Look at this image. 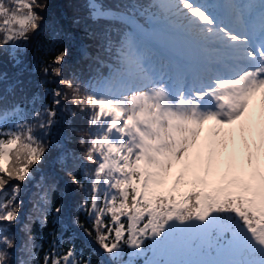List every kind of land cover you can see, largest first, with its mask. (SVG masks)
Returning <instances> with one entry per match:
<instances>
[{
  "label": "snow or ice",
  "instance_id": "6c2138e0",
  "mask_svg": "<svg viewBox=\"0 0 264 264\" xmlns=\"http://www.w3.org/2000/svg\"><path fill=\"white\" fill-rule=\"evenodd\" d=\"M49 2L0 0V264H264V0H151L139 20L135 4L75 0L87 44L46 18ZM89 19L110 23L96 30ZM42 33L44 57L29 64ZM71 43L88 71L65 78ZM36 72L29 96L23 77ZM78 132L80 152L67 147ZM54 150L65 197L84 192L71 224L90 238L87 255L72 237L63 248L65 205L51 207L59 181L43 170ZM49 213L61 232L43 248L32 226Z\"/></svg>",
  "mask_w": 264,
  "mask_h": 264
},
{
  "label": "trees",
  "instance_id": "16d2710c",
  "mask_svg": "<svg viewBox=\"0 0 264 264\" xmlns=\"http://www.w3.org/2000/svg\"><path fill=\"white\" fill-rule=\"evenodd\" d=\"M101 3L106 8H112L114 11L117 10H127L129 5L135 4V9L132 11L135 12L136 9H140L142 6L151 3V0H100ZM138 13V11H136ZM139 14V13H138ZM87 15V9L83 7L82 4L76 3L75 0H50L49 2V9L45 13L46 18H51L54 17L58 20L61 21V23L65 26V28L69 29L70 31H73L76 33L78 36H82L87 43H91L90 41L87 40V38L84 36L82 29L77 28L73 24V18L76 16H79L83 18L84 16ZM86 24L90 25L93 29L99 30L102 29L104 25L110 23L109 21H99L94 22L92 20H86L84 21ZM92 24V25H91ZM113 26L119 29L121 32L124 30V25H121L120 23L113 22ZM46 41V36L42 33L39 36H34L31 40V44L28 48V53H27V61L29 64L36 63L38 64L41 58L44 57V47L42 45L45 44ZM69 46V56L66 60L65 63V71H64V77L67 78L69 75V71L74 69V68H81L85 73H87V64L89 63L88 61L85 60H80V63L77 64V60L80 59V54H76V56H72L73 52L76 50V43H71L68 45ZM89 51H94L93 49H89ZM2 68L4 71L9 73V76L16 71L11 67L10 62L7 60V57L4 58V62L2 65ZM26 81L31 80V86H30V91H29V96L35 92H39L40 89L38 87V82L41 79V76L39 72H36L35 74H32L29 76L28 73L25 74L23 77ZM11 81H9L10 83ZM53 85H48V87H52ZM20 94L18 93L15 99H19ZM51 97H47L45 102L50 103ZM74 111L77 112V115L75 118H72V124L79 129H83L86 126V118H85V113H81L78 108L73 109ZM55 131V130H54ZM68 135V133H65ZM83 135V132H78L76 134L72 135V140L73 142L70 144H67L68 148L74 149L76 152L82 151L80 148V145L78 143L79 136ZM58 155L57 151H53L50 156L46 159L44 165H43V170L54 176L58 181H59V186L56 191L52 193L51 196V207L54 208L57 203H64L65 208H64V213L63 217L65 221L68 222L69 224V229L67 232L64 233L65 241L63 243V248H67L69 246V237H72L74 244L76 248L79 250L83 248L84 254L87 255L90 251L89 247H85V244L91 245V240L89 237H87L81 229L78 227H75L74 225L71 224V216L74 212H76V203L79 201L80 197L84 195L83 190H77L75 188H71V199H67L64 195V190L67 189L69 186L67 184V177L65 174L60 171V165L56 162V157ZM71 161H68L67 166H71ZM84 167H87L86 163L84 161H80ZM77 176L84 182L85 186H88V181L85 180L84 174H83V168H76L74 169ZM32 191H35V189H30L28 193L25 194L24 196V201H25V207L22 209V217L24 211L27 210V208L30 207L28 204V195ZM78 215L80 216V219L85 222V224H88L87 217L83 212H79ZM48 220L49 224L44 227L40 228L38 224H33L32 226V231L33 235L36 239V241L43 247L47 248L49 244V237L48 233L49 230L55 231L57 233L61 232V228L58 224L52 223V214L49 213L48 215ZM14 232H16L17 235V245H19L21 239H22V233H20L17 229H13ZM43 253L41 252L40 255ZM93 261H96L98 259L97 256L93 255L92 257Z\"/></svg>",
  "mask_w": 264,
  "mask_h": 264
},
{
  "label": "bare ground",
  "instance_id": "6f19581e",
  "mask_svg": "<svg viewBox=\"0 0 264 264\" xmlns=\"http://www.w3.org/2000/svg\"><path fill=\"white\" fill-rule=\"evenodd\" d=\"M79 37L82 38V39H79L80 42L87 44V41L82 36H79ZM76 46H77V48H79V43H76ZM74 55L76 56L75 51L73 52L72 56H74Z\"/></svg>",
  "mask_w": 264,
  "mask_h": 264
},
{
  "label": "rangeland",
  "instance_id": "374dc122",
  "mask_svg": "<svg viewBox=\"0 0 264 264\" xmlns=\"http://www.w3.org/2000/svg\"><path fill=\"white\" fill-rule=\"evenodd\" d=\"M75 54H76V52H75Z\"/></svg>",
  "mask_w": 264,
  "mask_h": 264
}]
</instances>
